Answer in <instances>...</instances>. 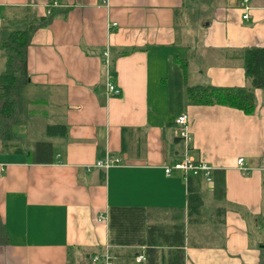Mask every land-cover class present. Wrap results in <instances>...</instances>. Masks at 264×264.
<instances>
[{
    "label": "crops",
    "instance_id": "crops-1",
    "mask_svg": "<svg viewBox=\"0 0 264 264\" xmlns=\"http://www.w3.org/2000/svg\"><path fill=\"white\" fill-rule=\"evenodd\" d=\"M23 12L48 20L26 49L14 145L0 142V264H146L149 225L162 230L155 264H170L178 225L183 264H264V87L251 113L187 98V86H249L242 52L264 50V0L248 19L240 0H0V29ZM38 141L51 162L29 158ZM186 158L211 180L165 172Z\"/></svg>",
    "mask_w": 264,
    "mask_h": 264
},
{
    "label": "trees",
    "instance_id": "trees-1",
    "mask_svg": "<svg viewBox=\"0 0 264 264\" xmlns=\"http://www.w3.org/2000/svg\"><path fill=\"white\" fill-rule=\"evenodd\" d=\"M47 17H34L28 12L21 15L4 17L0 34V56L4 58L3 69L0 71V142L1 147L10 148L13 144L12 126L23 120L26 102L24 92L28 84L26 65V49L34 30ZM248 87L220 88L212 85L187 86V98L193 104H223L237 107L246 113H251L254 108L253 90L264 87V50L249 48L242 52ZM29 102H37L31 100ZM23 113V114H22ZM62 126L48 124V135L57 136L65 134ZM29 158L38 162H51L53 158L52 144L47 141H38L31 151ZM193 174L189 176V192H192L191 182ZM200 177L201 174L199 173ZM221 188V189H220ZM217 190L222 191L221 183L217 180ZM192 203L194 199L189 196ZM192 208V207H191ZM162 230L154 225L148 227V244L146 249L147 263L155 264L157 237ZM1 235V233H0ZM1 237V236H0ZM170 241L169 246L174 247L170 264H183L184 234L182 226H175L173 232L166 235Z\"/></svg>",
    "mask_w": 264,
    "mask_h": 264
},
{
    "label": "built area",
    "instance_id": "built-area-1",
    "mask_svg": "<svg viewBox=\"0 0 264 264\" xmlns=\"http://www.w3.org/2000/svg\"><path fill=\"white\" fill-rule=\"evenodd\" d=\"M241 8L244 10V13L242 15L243 19L249 18V10H250V0H240ZM108 61L106 60V64ZM108 73V72H107ZM106 90L109 94H120V89L113 83V81L110 79L109 75L107 74L106 77ZM176 128H175V135L176 137L182 139L185 143H188L190 141V134H189V124L188 119L186 115H180L176 119ZM113 160L111 159H105V160H99L97 161L94 166L96 167H103L107 168L110 165L113 164ZM238 165L241 169L245 170L244 167V159L241 157L238 159ZM87 170L90 169L89 166L86 167ZM211 167L205 162H196L190 158H186L181 162L174 163L173 165L166 167L165 172L167 174H170L174 170H178L183 172L184 174L193 173L198 174L202 173V175L205 177L206 180H211ZM103 260V264H113L110 261V257L107 253H105L103 256H94V261H101ZM143 259V255H139L136 257V260L139 261Z\"/></svg>",
    "mask_w": 264,
    "mask_h": 264
},
{
    "label": "rangeland",
    "instance_id": "rangeland-1",
    "mask_svg": "<svg viewBox=\"0 0 264 264\" xmlns=\"http://www.w3.org/2000/svg\"><path fill=\"white\" fill-rule=\"evenodd\" d=\"M3 62H4V58L0 56V70H1V68H2V66H3ZM23 92H24V91H23ZM25 93H26V92H24V94H25ZM29 107H31V106H29Z\"/></svg>",
    "mask_w": 264,
    "mask_h": 264
}]
</instances>
